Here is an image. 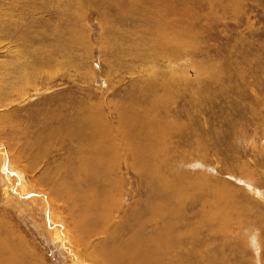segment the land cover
<instances>
[{"label": "rangeland", "instance_id": "374dc122", "mask_svg": "<svg viewBox=\"0 0 264 264\" xmlns=\"http://www.w3.org/2000/svg\"><path fill=\"white\" fill-rule=\"evenodd\" d=\"M132 246L264 264V0H0V264Z\"/></svg>", "mask_w": 264, "mask_h": 264}, {"label": "bare ground", "instance_id": "6f19581e", "mask_svg": "<svg viewBox=\"0 0 264 264\" xmlns=\"http://www.w3.org/2000/svg\"><path fill=\"white\" fill-rule=\"evenodd\" d=\"M92 155V154H91ZM93 163V162H92ZM89 227V226H88ZM163 239V238H162ZM133 240H134V238H133ZM131 241V240H130ZM136 241H137V239H136ZM164 241V240H163ZM132 242V241H131ZM160 241H158V243H159ZM167 243V242H166ZM134 244V246H135V244H136V242H134L133 243ZM139 243H137L136 245H138ZM143 244V243H142ZM150 244V243H149ZM157 244V243H156ZM162 244V243H161ZM126 245V244H125ZM140 245V244H139ZM138 245V246H139ZM144 245V244H143ZM163 245V244H162ZM129 246H131V245H129ZM134 246H132V250L129 248V250H126L127 248H126V246H125V248L126 249H124L125 250V252L123 251L120 255L118 254V255H116L115 254V257L117 258V260L115 261V262H119V260L120 259H123V258H127V259H129V260H131V261H133L134 262V257H133V255H135L136 257H137V254H138V257H139V254L140 253H138L137 251V253L135 252V254H131L132 253V251H133V248H134ZM141 246V245H140ZM145 246V245H144ZM143 246V247H144ZM159 246V245H158ZM124 247V246H123ZM136 247V246H135ZM155 247V246H154ZM153 247V248H154ZM138 249H139V247H137ZM140 248H142V247H140ZM145 249V248H144ZM131 250V252H129ZM137 250V249H136ZM154 250V249H153ZM127 251V252H126ZM135 251V250H134ZM139 251V250H138ZM152 251V250H151ZM144 252V251H143ZM145 253V252H144ZM149 253V252H148ZM10 254V253H9ZM141 255H142V257H143V255L144 254H142L141 253ZM105 256V255H104ZM113 257V256H112ZM144 258V257H143ZM140 258H138V260H139ZM150 259V258H149ZM125 260V259H124ZM142 260V259H141ZM147 262H148V259L146 260ZM151 263H152V261H150ZM135 264H139V263H136V262H134ZM132 264V263H131ZM153 264H155V263H153Z\"/></svg>", "mask_w": 264, "mask_h": 264}]
</instances>
